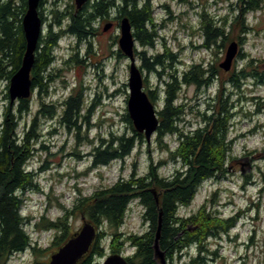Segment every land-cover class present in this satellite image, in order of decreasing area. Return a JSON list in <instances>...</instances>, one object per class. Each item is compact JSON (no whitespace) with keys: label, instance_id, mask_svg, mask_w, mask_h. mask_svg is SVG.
<instances>
[{"label":"trees","instance_id":"obj_1","mask_svg":"<svg viewBox=\"0 0 264 264\" xmlns=\"http://www.w3.org/2000/svg\"><path fill=\"white\" fill-rule=\"evenodd\" d=\"M45 1L41 0L39 9ZM243 1L246 7L234 17L230 25L229 15L222 16V21L217 22L207 11L201 13V25L196 31H200L203 36L204 48L210 49L216 45L220 48L219 39H226L224 30L227 25L230 28L238 25L242 32H247L249 28L243 18L249 12L261 10L262 5L260 0ZM27 9V0H0V84L7 81V89L12 76L22 66L26 51L27 42L22 21ZM114 13H117L115 18L118 20L126 16L130 19L134 37L143 47H155L160 36L151 0H88L80 9L73 3H68L64 9L57 6L52 10L54 20L49 23L47 33L39 38L35 52L31 70L32 94L35 90L41 96L48 93L47 86L52 79V73L47 71L56 61V48L62 37L72 36L79 41L87 40L96 34L94 25ZM39 14L43 21L40 10ZM233 39L234 37L228 38L224 43ZM119 54L126 56L121 50ZM137 54L142 61V68L159 74L163 72L158 71V68L168 70L162 82V90L144 88L151 101L156 107L159 106L157 109L160 125L153 144L156 143L165 150V159L155 164L149 158L145 174L134 170L129 177H120L112 185L96 187L89 196H78L72 207L60 203L62 215L53 219L42 214L36 225L56 232L51 242L56 246V252L75 234L71 231L70 216L79 211L82 219L85 218L95 225L97 236L89 252L77 264H95L93 257L103 256L107 250L111 254L125 255L127 248H132V253L126 255L130 264H164L154 248L161 220L159 247L166 264L168 261L175 264L183 253H189L190 248L193 250L188 260L182 264H215L217 251L210 248L209 241L213 238L219 240L223 234H229L230 229L241 218L240 214L226 217L217 210L208 211L205 204L188 216L182 215L180 210L194 200L204 182L214 177L217 171L227 170L224 166L233 140L227 141L226 134L231 118L235 115L230 111L235 106L231 97L234 93L221 90L214 102L209 101L202 114V119L206 120L205 126L198 130L196 137L183 141L182 74L172 65L176 54L167 45L163 51H157L149 57L145 50ZM238 59L244 62L242 68L233 70L226 82L236 87H240L242 81L252 78L257 83H264V70L260 69V59L250 57L242 51H239ZM166 60L171 62L170 65L166 64ZM219 73V69L214 70L201 62L188 72L187 82H196L198 86L205 88L219 78ZM147 81L145 78L144 85ZM221 85L224 86L225 82L222 81ZM32 94L28 98L17 99L14 103L9 101L0 123V264H9L12 256L25 251L35 256L33 264H43L37 256L46 249L37 247L33 242L26 229L30 217L23 214L25 193L39 188L37 173L28 168V163L39 150L36 145L43 136V118L60 116V123L69 130L77 129L76 144L84 138L91 145L88 153L91 158L90 168H100L114 161L125 160L139 143L146 144L148 151L150 148L144 134L134 128L128 109L123 116L133 134L111 132L110 137H99L95 141L94 138L81 134V124L87 121L94 106L88 104L82 88L75 86L60 105L42 101L41 107L34 114H31ZM5 98H10L9 92ZM28 114H31L29 121L26 119ZM204 132L207 133L203 135ZM168 136L175 138L174 147L166 141ZM44 148L46 145L43 143L42 149ZM79 152L76 149V154ZM168 161L181 163L182 167L176 168L170 175H163L160 167ZM154 190L159 196V203ZM133 200H138L144 209L143 219L148 227L142 233L122 231Z\"/></svg>","mask_w":264,"mask_h":264},{"label":"rangeland","instance_id":"obj_2","mask_svg":"<svg viewBox=\"0 0 264 264\" xmlns=\"http://www.w3.org/2000/svg\"><path fill=\"white\" fill-rule=\"evenodd\" d=\"M68 3L75 4V0L44 2L39 9L44 22V35L48 31L49 23L54 20L52 10L57 6L64 9ZM151 3L160 37L152 49L143 47L137 41L135 50L137 65L144 79L148 80L144 88L162 90V82L168 70L158 68V71L163 72L159 74L142 68V61L137 53L145 50L149 57L157 51H163L167 45L176 54L173 68H177L181 74L185 65H190L193 61L220 70L219 78L207 88V96L202 91L196 93L193 87L182 85L183 103L187 105L188 111L192 106L193 113L197 115L198 112L199 116L187 114V120L198 122L199 127L204 125L202 114L206 111L208 93L215 96L222 81L227 85V92L234 93L231 97L235 106L230 111L235 115L231 118L226 137L227 141L233 140L224 166L227 170L217 171L214 177L204 182L194 200L182 207L180 213L188 216L204 204L208 211L217 210L226 217L239 213L241 218L230 229L229 234H223L219 240L213 238L209 241L210 248L217 251L215 264H264V83H257L254 78L242 81L240 87L226 82L232 71L240 70L244 64L238 59V55L230 71L220 67L228 45L231 41H236L239 51L260 59V69L264 70V0H260L261 10L249 12L246 18L243 16L244 23L249 28L246 33L238 25L231 28L229 26L234 17L246 7L243 0H151ZM204 11L217 22L222 21V16L229 15V25L224 30L226 39H219L220 48L217 45L210 49L201 47L203 36L196 30L200 28L201 13H205ZM116 16L117 13H114L109 18L99 20L94 25L96 34L87 40L79 41L72 36L60 39L56 48V61L47 71L52 73V79L47 86L48 93L41 96L37 90L34 91L31 96V114L41 107L42 101L62 103L76 86L83 89V96L88 104L94 105L87 121L81 124L82 135H88L96 141L99 137H110L111 132L133 134L123 116L127 112L129 97L130 61L127 56L119 54L121 31L120 20ZM110 22L112 26L104 30L105 25ZM231 37L234 39L224 43ZM170 63L166 60L167 65ZM7 84V81L0 84V123L4 109L10 101V98H5L9 92ZM241 91L245 98L236 102L242 94ZM31 114L26 116L28 121ZM76 132L77 129L69 130L60 123V116L43 118V136L36 145L39 150L28 163V168L37 173L39 188L25 193L23 214L30 217L26 229L33 242L37 247L46 249L37 256L43 264H48L50 255L56 250V246L51 243L56 232L37 227L36 222L42 214L54 219L62 215L60 203L72 207L78 196H89L96 187L112 185L120 177H129L134 170L145 174L149 158L158 164L167 155L158 144H153L155 134L149 143V151L146 144L139 143L125 160L114 161L100 168H90L91 158L88 153L91 145L84 138L76 144ZM166 141L172 147L176 145L175 138L168 136ZM43 143L46 145L44 149ZM76 149L80 151L79 154H76ZM179 167H182L181 163L168 161L161 165L160 171L167 176ZM143 213L144 209L138 200H133L122 231H146L148 226L143 219ZM70 217L71 231L77 232L83 225L82 216L76 211ZM192 250L190 248L189 253H183L175 264L188 260ZM131 253L132 248H127L125 255ZM110 254L107 250L103 256H94L93 263L103 264ZM34 257L29 251H25L12 256L9 264H33Z\"/></svg>","mask_w":264,"mask_h":264},{"label":"water","instance_id":"obj_3","mask_svg":"<svg viewBox=\"0 0 264 264\" xmlns=\"http://www.w3.org/2000/svg\"><path fill=\"white\" fill-rule=\"evenodd\" d=\"M88 0H75L76 7L80 9ZM41 0H27L28 9L23 18V28L26 37V51L23 57L22 66L12 76L9 85V96L11 103L17 99L28 98L32 94L31 70L35 61V52L39 38L44 32V24L39 14V4ZM112 23H107L104 30H108ZM121 36L119 38L120 50L130 61L129 81H128V101L127 109L132 119L134 128L143 133L148 143L158 130L160 125L158 109L149 98L144 89V76L137 65L135 49L137 40L134 37L133 26L126 16L120 20ZM239 53V44L232 41L226 50L225 58L220 63V67L225 71H230L233 61ZM155 194L157 193L154 190ZM156 201L159 203V196L156 194ZM162 222L156 232L154 248L162 262L164 254L159 247ZM97 236V229L94 224L83 218V225L75 234L56 252L50 255L48 264H77L90 250ZM103 264H130L126 255L122 253L110 254Z\"/></svg>","mask_w":264,"mask_h":264},{"label":"flooded vegetation","instance_id":"obj_4","mask_svg":"<svg viewBox=\"0 0 264 264\" xmlns=\"http://www.w3.org/2000/svg\"><path fill=\"white\" fill-rule=\"evenodd\" d=\"M201 47H203V46L201 45ZM200 63L201 62L193 61L190 65H185L184 64L185 65V67H184L185 69L183 70V73H182L183 86L193 87L195 89L196 93H198V92L200 93L202 91L207 96V88H209V86H211L212 83L208 84L205 88H203L202 86H198V84L196 82H193V83H188L187 82V79H188V76H189V75H187L188 72L192 69V67L194 65H199ZM209 68L214 69L215 67L209 66ZM221 90H223V92H227L228 91L227 85H224L223 86V85L220 84L219 89H218V91H217V93H216L215 96H212V95H210L208 93V98L206 97L207 100L205 101L206 102V105L209 103V101L214 102V100L218 98V95H219V93H220ZM241 93H242V91H241ZM243 98H245V96L242 93V94H240L239 101L240 100H243ZM207 107H208V105L206 106V109H207ZM183 109L184 110H183V115H182L183 116L182 117V132H183L182 139H183V141H186L187 138L196 137L197 136L198 130L202 129L205 126L206 120H203L204 125H202V127H199L197 125L198 122L196 123V122H194L192 120H187V118H186V115L187 114H194L193 113V111H194L193 110V107L191 106L190 109H189V111H188L187 105L184 103ZM194 115L196 117H199L198 116V112H197V115L196 114H194ZM208 131H210V130H208ZM206 133L207 132H204L203 135H205ZM183 169L186 170V167L183 166Z\"/></svg>","mask_w":264,"mask_h":264}]
</instances>
